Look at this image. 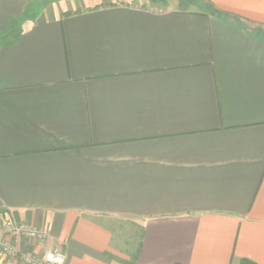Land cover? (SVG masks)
<instances>
[{
  "label": "crops",
  "instance_id": "1",
  "mask_svg": "<svg viewBox=\"0 0 264 264\" xmlns=\"http://www.w3.org/2000/svg\"><path fill=\"white\" fill-rule=\"evenodd\" d=\"M133 1L0 0V220L48 233L6 238L67 264H264V0Z\"/></svg>",
  "mask_w": 264,
  "mask_h": 264
},
{
  "label": "built area",
  "instance_id": "2",
  "mask_svg": "<svg viewBox=\"0 0 264 264\" xmlns=\"http://www.w3.org/2000/svg\"><path fill=\"white\" fill-rule=\"evenodd\" d=\"M0 258L7 257L20 264H67L65 253L58 248L46 249L42 252H31L20 249L7 235L24 238L28 241H43L48 237L47 231L32 226L12 217L0 220Z\"/></svg>",
  "mask_w": 264,
  "mask_h": 264
},
{
  "label": "rangeland",
  "instance_id": "3",
  "mask_svg": "<svg viewBox=\"0 0 264 264\" xmlns=\"http://www.w3.org/2000/svg\"><path fill=\"white\" fill-rule=\"evenodd\" d=\"M161 1V2H158ZM135 6L143 7V8H151L156 11H165L168 7H166L163 0H157V2H151L150 0H135L132 3ZM85 10L83 8L77 9V11ZM115 227V233L117 237L122 241L129 244V246L124 248L126 251L136 253L139 243L138 232L136 231V227L129 222L118 221L113 224Z\"/></svg>",
  "mask_w": 264,
  "mask_h": 264
},
{
  "label": "trees",
  "instance_id": "4",
  "mask_svg": "<svg viewBox=\"0 0 264 264\" xmlns=\"http://www.w3.org/2000/svg\"><path fill=\"white\" fill-rule=\"evenodd\" d=\"M233 264H256V263H254L253 261L249 259H242L238 263H233Z\"/></svg>",
  "mask_w": 264,
  "mask_h": 264
}]
</instances>
